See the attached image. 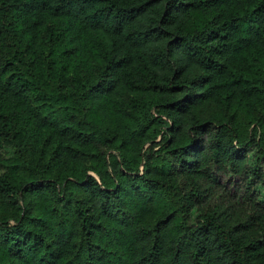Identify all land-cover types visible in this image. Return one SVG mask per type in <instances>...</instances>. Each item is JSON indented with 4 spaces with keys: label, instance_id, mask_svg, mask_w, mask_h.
I'll use <instances>...</instances> for the list:
<instances>
[{
    "label": "trees",
    "instance_id": "1",
    "mask_svg": "<svg viewBox=\"0 0 264 264\" xmlns=\"http://www.w3.org/2000/svg\"><path fill=\"white\" fill-rule=\"evenodd\" d=\"M0 264H264V0H0Z\"/></svg>",
    "mask_w": 264,
    "mask_h": 264
}]
</instances>
